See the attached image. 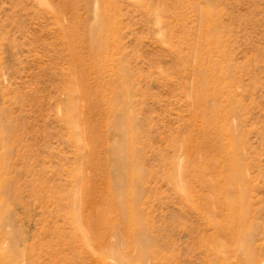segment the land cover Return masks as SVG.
Returning a JSON list of instances; mask_svg holds the SVG:
<instances>
[{"label": "rangeland", "instance_id": "rangeland-1", "mask_svg": "<svg viewBox=\"0 0 264 264\" xmlns=\"http://www.w3.org/2000/svg\"><path fill=\"white\" fill-rule=\"evenodd\" d=\"M0 154V264H264V0H0ZM118 162L139 171L136 236L113 203Z\"/></svg>", "mask_w": 264, "mask_h": 264}, {"label": "bare ground", "instance_id": "bare-ground-1", "mask_svg": "<svg viewBox=\"0 0 264 264\" xmlns=\"http://www.w3.org/2000/svg\"><path fill=\"white\" fill-rule=\"evenodd\" d=\"M201 15H202L204 24L208 28H213L215 26V24L211 21V11L209 9H202ZM101 22L103 23V24L101 23V25H104L103 19H101ZM89 38H90L89 40H90L92 49L96 55H98L99 52H101L104 48H106L109 45V41H110L106 31L100 28L99 26H97L96 28H92ZM212 38L214 41L212 50L217 49L220 44V39L218 37L216 38L214 34H212ZM196 51L198 52L197 54L201 58V54H200L201 49L200 48L196 49ZM200 72H202V70ZM206 73L207 71H203V75L204 74L206 75ZM214 84H215L214 80H205L201 82V86H200L201 90L198 92L197 102L199 104H204V103L206 104L207 95L211 93L215 95L214 103L206 104L207 105L206 109L208 113V122L210 124H214L215 126H217L216 125V123H218L217 121L218 120L222 121L223 106H222V102L219 100L220 92L216 89ZM118 93H120V95L123 96L124 98L123 100L125 104H127L128 98H127L126 90L123 88L119 90ZM219 130L223 131V126H221ZM121 133H122L121 147L112 148L111 152L117 155L118 157L123 158L125 156L128 158L132 156L134 147L136 146V142H137L136 131L134 130L131 123L127 122L124 125V127H122ZM230 141L234 144V140L231 139ZM1 157L2 156L0 154V210L6 201L5 200L6 190L3 188V179L1 177L2 167L4 166V161ZM114 175H115L114 184H115L116 190H115V199L113 203L116 207V211L119 214L118 222L122 225H129V230H128L129 234L130 235L132 234V236H136L138 229L141 227V224L139 222V218L137 214L134 211L135 201L133 200V190H131L132 188L131 186L133 184L134 179L139 176L138 168L135 167L134 165H131L127 169H124L121 166V162H118L116 165V169L114 171ZM226 175L229 176L233 180V183L236 184V186L239 188V191L242 192L243 190L242 185H240V183L237 181L239 173L237 170V166L233 162V160H230L228 163ZM123 176H125L127 181L128 180L130 181V184L128 186H124ZM211 184H212L211 185L212 188L215 189L216 188L215 184L213 183ZM124 188H127V189H124ZM180 188L182 191L185 190L182 187ZM228 204L232 209H234V212H232L231 219L229 220L227 225H228V228L234 229L236 225L242 223V221L244 220V212L242 210H235L234 207L238 205L237 201L232 200V201H229ZM211 205L214 206L212 202H211ZM240 240L242 239L238 238L239 242ZM242 245H243V240L240 246ZM1 254L2 253L0 251V261H2ZM245 259L246 261L252 260L250 255H247Z\"/></svg>", "mask_w": 264, "mask_h": 264}]
</instances>
